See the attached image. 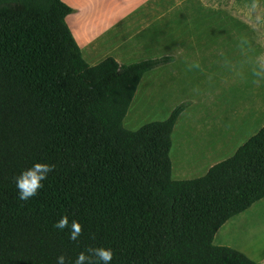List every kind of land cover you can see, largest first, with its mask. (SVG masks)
Listing matches in <instances>:
<instances>
[{
	"label": "trees",
	"instance_id": "16d2710c",
	"mask_svg": "<svg viewBox=\"0 0 264 264\" xmlns=\"http://www.w3.org/2000/svg\"><path fill=\"white\" fill-rule=\"evenodd\" d=\"M73 12L62 0H0V264H74L98 247L112 250L109 264H257L212 240L264 198V127L203 176L174 180L172 133L188 105L123 126L143 77L174 59L91 66ZM34 163L52 170L20 200L15 178ZM62 217L68 226L54 227Z\"/></svg>",
	"mask_w": 264,
	"mask_h": 264
},
{
	"label": "rangeland",
	"instance_id": "374dc122",
	"mask_svg": "<svg viewBox=\"0 0 264 264\" xmlns=\"http://www.w3.org/2000/svg\"><path fill=\"white\" fill-rule=\"evenodd\" d=\"M141 12L129 8L108 40H99L91 56L82 54L90 65L110 57L113 48H118L117 54L144 55L130 57L125 60L127 65L175 54L169 65L143 77L123 126L138 130L166 120L175 108L187 104L172 133V178L201 177L214 161L230 157L264 127V38H258L264 36V13L251 28L254 32L248 33L250 28L235 22L230 11L229 16L220 14L209 3L196 15L190 13V18L175 11L165 18L167 22L145 20ZM249 34L255 39L248 40ZM236 120L247 123H239L238 137L228 147L232 152L207 157L205 153L228 136Z\"/></svg>",
	"mask_w": 264,
	"mask_h": 264
},
{
	"label": "crops",
	"instance_id": "0c3cea01",
	"mask_svg": "<svg viewBox=\"0 0 264 264\" xmlns=\"http://www.w3.org/2000/svg\"><path fill=\"white\" fill-rule=\"evenodd\" d=\"M62 1L74 10L72 14L66 17V22L80 47L81 52L84 51L87 56H91L93 53L92 50L100 43L99 40L103 42L109 39V32L115 26L116 22H119L126 16V12L129 8H137L140 11L147 12V14L141 12V15L145 14L144 17H141L145 20L148 18H151L154 21L162 19L167 22L169 19L165 18L172 17L175 14V11H180L183 17L190 18V13L196 15L200 9H207L209 3L214 6V11H220V14L223 13L229 16L230 11L232 19H234L235 22H240L242 26L250 28L248 33L254 32L253 30L257 24L256 20H260L264 13L263 0H242L241 2L237 0H230V2L229 0ZM143 19L142 22H148V20L145 21ZM251 28H253V30ZM258 38L263 39L264 36H258ZM247 39L254 40L255 35L251 34ZM118 52V48H113V52L109 53V56L114 58L119 64H124L126 62L125 60H128L133 56L140 59L144 58V55L117 54ZM179 56L180 55H178V57ZM163 57H172L174 60L176 58L175 54H168ZM239 123H241L240 125L242 126V124L244 125L247 122L236 120L233 123V128L228 133V136L222 137L221 141L215 146H212L209 149V152H206L205 155L211 158L226 152V156H228V154L232 152L231 149L229 153V145L238 137ZM222 158L223 159L214 161L210 167L228 157ZM204 159L205 158H202L201 162H203ZM212 245L215 247L232 248L241 252L253 262L264 264V198L254 203L246 211L232 216L222 224L213 237Z\"/></svg>",
	"mask_w": 264,
	"mask_h": 264
},
{
	"label": "clouds",
	"instance_id": "9594fccd",
	"mask_svg": "<svg viewBox=\"0 0 264 264\" xmlns=\"http://www.w3.org/2000/svg\"><path fill=\"white\" fill-rule=\"evenodd\" d=\"M52 170L51 166L46 163H34L30 168L21 172V174L15 178V185L18 189V197L20 200H27L34 196L39 188L42 187L41 181L46 178V175ZM68 226L67 217L60 218L54 227L58 229H64ZM80 232V225L73 221L71 224L70 239H76ZM92 256H87L81 252L74 261V264H83L86 260L89 264H92L93 258H95L96 264H109L112 260L113 253L110 248H92L89 249ZM57 264H65V257L60 255L57 257Z\"/></svg>",
	"mask_w": 264,
	"mask_h": 264
}]
</instances>
